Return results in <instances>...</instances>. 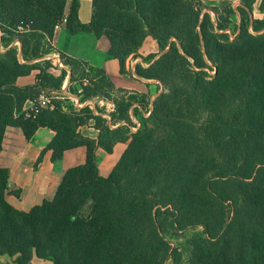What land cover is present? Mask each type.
Masks as SVG:
<instances>
[{
	"label": "trees",
	"instance_id": "obj_1",
	"mask_svg": "<svg viewBox=\"0 0 264 264\" xmlns=\"http://www.w3.org/2000/svg\"><path fill=\"white\" fill-rule=\"evenodd\" d=\"M256 1L241 2L248 18ZM93 6L91 22L82 24L77 0H0L6 49L0 51V160L12 128L29 141L41 128L55 132L38 163L51 151L58 167L67 151L86 150L85 162L67 170L55 196L30 211L9 202L11 175L0 165V256L16 257L17 264L34 258L51 264H164L171 245L162 234L203 227L206 236L193 239L185 264H264V33L252 34L246 22L231 41L220 31L228 28L222 21L229 23L232 7L224 8L228 17L222 18L213 9L215 26L209 13L202 14L200 0H93ZM64 19L71 35L106 37L108 56L123 74L145 40L156 41L161 57L148 68L137 66L136 73L161 82L164 92L137 133L131 132L133 103L112 98L127 91L116 89L103 69L65 55L72 81L84 66L95 73L82 87L81 102L113 99L112 121L89 107L51 111L34 101L40 89L63 85L64 72L56 78L42 69L51 60L32 61L55 50L47 41ZM255 23L260 33L264 20ZM15 40L21 51L11 46ZM34 71L35 85L18 86ZM28 102L35 103V119L25 120ZM144 102L137 103L142 110ZM91 124L96 139L80 131ZM117 144L128 146L103 177L96 152L112 154Z\"/></svg>",
	"mask_w": 264,
	"mask_h": 264
},
{
	"label": "crops",
	"instance_id": "obj_2",
	"mask_svg": "<svg viewBox=\"0 0 264 264\" xmlns=\"http://www.w3.org/2000/svg\"><path fill=\"white\" fill-rule=\"evenodd\" d=\"M72 1L73 0H69V5ZM77 1H79L78 14L80 22L82 24H89L94 14L93 0ZM208 1L216 0H204V2ZM49 41L50 46L55 49L53 51L55 54L65 55L69 58L86 62L90 67L103 69L116 88L135 91L140 94H149L153 89V86L150 85L152 82L151 80L142 78L136 73L137 66L148 68L161 55L160 53L159 56H155L159 52V47L152 37H148L145 40L137 57L127 60L125 74L121 73L118 60L109 58L110 42L106 37L97 38L89 33L71 35L66 29L65 24H60L55 30L54 37ZM152 55H154L155 58L151 61H147L146 59ZM51 59H53V57ZM36 72L39 73V71ZM33 73L29 76L20 78L17 82L18 86L27 87L35 85V76ZM67 82L68 77L65 80V83ZM160 90H162L161 86ZM153 98L154 97L151 96L150 100L152 101ZM31 106L32 103L28 102L25 108L29 109ZM84 130H95L92 124L82 127L80 131L86 137L92 139L97 138L98 133L96 130L91 135H88ZM22 134L23 132H21V130L13 133V139L8 140L9 144H4L2 155L5 153V156H9L11 191L13 186L23 189V193L20 191L19 197L15 196V198L8 195V200L10 202L12 197V199L16 201L13 203L16 208L21 211H28L31 207L40 205L45 199H51L55 195L56 189L54 190L53 186L58 184V177L55 175V166L51 160L52 152H46L42 157V161L38 163L42 151L53 139L55 132L46 128H41L30 141ZM119 145L120 144L116 145L113 154H116ZM99 150L103 151V149H98L97 152ZM124 150L125 148L119 149V153L116 154L117 157L121 156ZM85 158L86 150L84 148H77L67 151L63 162L66 161L70 163L78 159L77 163L72 164L78 166L85 162ZM34 261L35 260L32 262ZM38 261L40 260L38 259Z\"/></svg>",
	"mask_w": 264,
	"mask_h": 264
},
{
	"label": "rangeland",
	"instance_id": "obj_3",
	"mask_svg": "<svg viewBox=\"0 0 264 264\" xmlns=\"http://www.w3.org/2000/svg\"><path fill=\"white\" fill-rule=\"evenodd\" d=\"M202 3V8H203V13H209L211 20L217 26L218 24V18L216 13L213 11V9L217 8L219 9V15L220 18L222 17H228L226 14H224V8L230 5L232 9L234 10L232 15H229V23L222 21L223 24H226L228 28L225 31H220V33H224L230 36V40L233 41L241 32L243 29L244 24L247 22L249 23V31L254 34H263L264 33V28L260 33L255 32V22L256 21H263L264 20V3L262 0H257L252 9L249 11L250 12V18L244 13H242L241 9H243V6L241 5L242 0H216V1H208L204 2V0H200ZM244 9H246L244 7ZM248 10V9H247ZM3 35V33L0 30V38ZM49 42L47 41V47ZM13 47L19 49L21 51L22 49V44L19 40H15L12 45ZM0 51L4 52L6 51L5 47L1 44L0 41ZM160 52L157 53L156 56H159ZM53 57V59H51ZM161 57V55H160ZM159 57V58H160ZM158 58V59H159ZM48 59L51 60L50 66L48 67L47 64H44L42 66V69H48V73L50 75H53L56 78H59L63 75V72L66 74L63 85L61 86L60 89H57L55 87H47V88H42L39 91V94L37 97L34 99V101L37 104V101L39 99V96L43 94L47 99H48V107L47 109L53 111L54 109H57L58 107H61L64 111L66 112H71V111H76L80 112L82 109L89 107L95 115L97 116H102L104 120L107 121H112L111 119V113H114L116 111V105L113 101L115 100H120V99H126L130 102L133 103V106L130 107V117L131 120L133 121V125L131 127V132L133 134L137 133L141 128L144 123V119L148 118L151 114L150 111L153 109V103L156 101V99L159 97L160 94L164 92V86L161 82L156 81V80H151L152 82L150 85L153 86V89L151 93L149 94H140L135 91H130L126 90L127 93H118L114 92L113 93V99H105L103 97H94L92 99H88L85 102H81L83 99V86H89V80L90 77H94L95 73L93 71H90L89 67L84 66L76 72L74 75V79L72 81V68L65 63V58L63 55H57L55 52H51L47 56H45L43 59H36L33 60L32 63L34 62H39L40 60ZM157 59V60H158ZM69 69V70H68ZM208 71V70H207ZM215 70L209 71L210 75L215 74ZM88 74L89 76L85 75ZM38 72H34L33 75L35 76V84L38 82L36 76ZM68 77V82L65 83L66 78ZM33 86V85H32ZM160 86L162 87V90H160ZM119 89V88H116ZM142 95L146 96L147 102L149 101V105L143 101ZM153 96L154 98L152 101L150 100V97ZM148 97V98H147ZM144 102V108L145 110H142L141 108L137 105V103ZM84 103V106H81L80 104ZM45 109V108H42ZM149 110V111H146ZM25 116V120H31L35 119L33 118L31 113V109L25 108V111L23 112ZM126 126L125 123H120L117 126ZM117 126H112L113 128ZM16 131H20L18 128H12L8 130L6 139L4 141V144H9L8 140L13 139V133ZM88 135L93 134L95 130H84ZM22 132V131H21ZM23 135V134H22ZM128 144H120L118 146V150H116V154L119 153V149L122 148H127ZM125 151V150H124ZM124 153V152H123ZM122 153V154H123ZM116 154H109L105 152L104 150L101 151L99 150L96 154L97 158V164L100 170V174L103 177H108L118 161L120 160L121 156L117 157ZM45 155V154H44ZM6 158V159H5ZM78 159L76 161H72L70 163L61 162L58 167H55V175L58 177V184L54 187V190L58 189V185H60L61 180L64 176V174L72 168L75 164L77 163ZM0 165L2 167L8 168L10 171V166H9V156H5V153L1 156L0 160ZM71 165V166H70ZM69 168V169H65ZM16 191H21L23 193V189L21 187L13 186L12 188V194L10 196L15 197L13 194ZM56 193V192H55ZM20 196V195H19ZM18 196V197H19ZM55 196V195H54ZM17 197V196H16ZM15 197V198H16ZM52 199V198H51ZM12 206L16 208L13 203L16 201L12 199L10 200ZM33 207H31L28 211H30ZM21 211V210H19ZM162 236L166 239V241L171 245V251L164 262V264H185L189 258L191 257V252H192V241L195 237L197 236H206L205 235V229L203 227H191L183 231H174V230H169V232H166L162 234ZM35 261L32 262L31 264H51L48 261H38V259H34ZM0 264H17V259L16 257H9V256H0Z\"/></svg>",
	"mask_w": 264,
	"mask_h": 264
},
{
	"label": "built area",
	"instance_id": "obj_4",
	"mask_svg": "<svg viewBox=\"0 0 264 264\" xmlns=\"http://www.w3.org/2000/svg\"><path fill=\"white\" fill-rule=\"evenodd\" d=\"M65 23H67V19H64L63 20V22H62V24H65ZM32 103V102H31ZM48 99L43 95V94H41L40 96H39V99H38V105L40 106V107H44V108H46V107H48ZM81 106H84V103H82V104H80ZM29 109H31L32 111L33 110H35V111H37V108H36V106H35V103H32V106H31V108H29Z\"/></svg>",
	"mask_w": 264,
	"mask_h": 264
}]
</instances>
